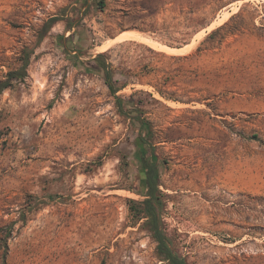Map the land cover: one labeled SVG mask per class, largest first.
Returning a JSON list of instances; mask_svg holds the SVG:
<instances>
[{"label": "rangeland", "instance_id": "obj_1", "mask_svg": "<svg viewBox=\"0 0 264 264\" xmlns=\"http://www.w3.org/2000/svg\"><path fill=\"white\" fill-rule=\"evenodd\" d=\"M227 22L194 64L200 80L167 79L183 65L171 55ZM29 51L28 76L0 94V264H169L129 208L145 198L140 131L99 55L151 122L176 250L264 264V0H0V81Z\"/></svg>", "mask_w": 264, "mask_h": 264}, {"label": "trees", "instance_id": "obj_2", "mask_svg": "<svg viewBox=\"0 0 264 264\" xmlns=\"http://www.w3.org/2000/svg\"><path fill=\"white\" fill-rule=\"evenodd\" d=\"M101 7L105 6V0H94ZM194 24V23H192ZM192 24L190 26H192ZM204 27L208 25V22H197L194 26ZM229 22L212 30L201 44L193 51L184 55H171L172 65L178 61L183 62L181 67H174L168 72L167 79L174 80L178 77V71H182V75L188 79L198 81L201 79V73L198 67L194 64L198 58L205 53L209 47L205 46L206 43L211 42L217 33L223 28L227 27ZM31 52H26L22 58V65L15 69L8 71L5 79L0 81V94L7 88L14 85L15 81H23L28 76V66L30 64ZM96 68L102 70L105 78V82L108 85L111 93L116 97V105L118 110L125 116L131 118L133 126L140 132L134 139V145L136 147L135 157L140 163V170L142 173V183L145 188V198L142 200L131 199L129 201V208L136 221L142 222L141 227L147 230L151 237L156 241V251L158 256L167 261L169 264H190L188 260L176 250L173 246L171 238L166 230L163 212L165 208L164 195L160 189L161 185V161L153 148V130L151 122L141 116V109L139 101L134 96L125 99L117 95V92L128 84L127 76L119 75L118 78L122 80V87L117 85V73L111 71L105 61L102 60V55H99L94 59ZM155 91L162 97L173 100L192 103L196 101L205 100V97L201 95L198 98L188 91L183 94H178L175 91L164 90L159 84H153ZM144 92V91H142ZM155 101H158L153 93H148ZM142 104V103H141ZM254 138L261 140L259 135L254 134Z\"/></svg>", "mask_w": 264, "mask_h": 264}, {"label": "bare ground", "instance_id": "obj_3", "mask_svg": "<svg viewBox=\"0 0 264 264\" xmlns=\"http://www.w3.org/2000/svg\"><path fill=\"white\" fill-rule=\"evenodd\" d=\"M135 32H136V31H135ZM161 47H163L164 50H166V49L168 48V49H172V50H179V52H181V51H180V48H179V49H174V48H170V47L164 48V46H161ZM165 47H166V46H165ZM188 47H189V46H187V47H185V48L187 49ZM181 49H182V48H181ZM182 50H183V49H182ZM187 50H188V49H187ZM183 51H184V52H187V51H185V50H183ZM177 52H178V51H177Z\"/></svg>", "mask_w": 264, "mask_h": 264}]
</instances>
